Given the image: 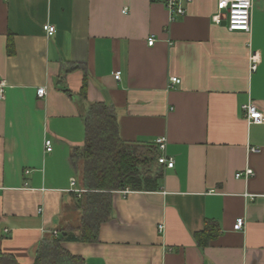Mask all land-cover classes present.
<instances>
[{
  "label": "crops",
  "instance_id": "crops-1",
  "mask_svg": "<svg viewBox=\"0 0 264 264\" xmlns=\"http://www.w3.org/2000/svg\"><path fill=\"white\" fill-rule=\"evenodd\" d=\"M218 12L217 0L174 20L159 0H0V252L33 264L42 242L80 234L84 93L114 109L125 143L166 138L175 165L156 191H113L98 239L65 249L87 264H264V123L243 109L264 113V0L251 33L216 23ZM210 226L219 232L199 244Z\"/></svg>",
  "mask_w": 264,
  "mask_h": 264
},
{
  "label": "trees",
  "instance_id": "trees-1",
  "mask_svg": "<svg viewBox=\"0 0 264 264\" xmlns=\"http://www.w3.org/2000/svg\"><path fill=\"white\" fill-rule=\"evenodd\" d=\"M80 104L86 121L85 145L75 152L81 162V185L85 192L76 200L82 212L80 234L68 230L39 245L33 264H87L80 256L71 254L64 241H95L102 223L113 212V191H156L164 178L161 151L157 146L127 144L120 136L119 123L113 108L105 103L88 104L84 93ZM66 232V233H65ZM219 232L215 226L196 235L201 245H208ZM0 264H20L7 253L0 252Z\"/></svg>",
  "mask_w": 264,
  "mask_h": 264
},
{
  "label": "built area",
  "instance_id": "built-area-1",
  "mask_svg": "<svg viewBox=\"0 0 264 264\" xmlns=\"http://www.w3.org/2000/svg\"><path fill=\"white\" fill-rule=\"evenodd\" d=\"M161 1L166 8L168 9L171 20H174L178 16H184L187 13V6L193 2V0H159ZM218 3V14L214 16V21L216 23H226V26L231 31H246L251 33L252 31V15H253V9L255 0H217ZM127 12V8L124 10ZM44 29L48 36H54L56 34V26L52 24H47L44 26ZM149 45H153L156 41V38L154 36H151L149 38ZM250 68L251 70H256L258 58L257 55L254 54L250 58ZM121 72H117L115 77L117 79L121 78ZM181 79L178 77H173L170 79V87L173 88L175 85L180 84ZM5 81H0V95L1 97H4L5 95ZM37 94L39 97H44L46 94V88L40 87L38 88ZM246 118L250 123H264V113L259 108L257 103L250 101L247 104L243 106ZM159 149L162 151V155L159 157V163L166 165L169 168L174 167L175 160L172 157H168L165 154L166 151V138H159L156 142ZM46 149L48 151L52 150V143L50 140L46 142ZM258 147L250 146L249 152H258ZM253 174V170L248 168L245 172H239L237 174V177H249ZM72 185H76V179L73 178ZM76 193L80 194L84 192V189H73ZM128 190L122 191L127 192ZM251 198H254V196H250ZM164 224L159 225V232L164 231ZM245 227V219L244 218H238L236 220V223L234 225L235 230H243ZM57 234V232H55Z\"/></svg>",
  "mask_w": 264,
  "mask_h": 264
},
{
  "label": "water",
  "instance_id": "water-1",
  "mask_svg": "<svg viewBox=\"0 0 264 264\" xmlns=\"http://www.w3.org/2000/svg\"><path fill=\"white\" fill-rule=\"evenodd\" d=\"M226 24V23H225Z\"/></svg>",
  "mask_w": 264,
  "mask_h": 264
}]
</instances>
